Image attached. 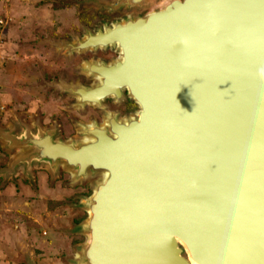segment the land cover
I'll return each mask as SVG.
<instances>
[{
    "label": "water",
    "instance_id": "water-1",
    "mask_svg": "<svg viewBox=\"0 0 264 264\" xmlns=\"http://www.w3.org/2000/svg\"><path fill=\"white\" fill-rule=\"evenodd\" d=\"M78 41L120 56L92 87L59 86L77 105L127 89L138 107L82 126L86 141L39 130L24 152L108 174L85 200L79 264H264V0H164Z\"/></svg>",
    "mask_w": 264,
    "mask_h": 264
},
{
    "label": "rangeland",
    "instance_id": "rangeland-1",
    "mask_svg": "<svg viewBox=\"0 0 264 264\" xmlns=\"http://www.w3.org/2000/svg\"><path fill=\"white\" fill-rule=\"evenodd\" d=\"M115 1L0 0V264H79L85 200L100 175L77 179L62 163L27 160L28 147L10 140L27 130H50L57 140L80 141L82 126L103 123L105 111L78 107L59 86L78 79L69 71L73 52L57 44L144 15L164 0L108 7ZM111 104L106 110L121 111L119 117L138 108Z\"/></svg>",
    "mask_w": 264,
    "mask_h": 264
},
{
    "label": "flooded vegetation",
    "instance_id": "flooded-vegetation-1",
    "mask_svg": "<svg viewBox=\"0 0 264 264\" xmlns=\"http://www.w3.org/2000/svg\"><path fill=\"white\" fill-rule=\"evenodd\" d=\"M108 24H111V23H108ZM103 25L104 24H102L99 27L103 28ZM99 27H97L93 31H91V30H89V31L91 33H95ZM88 29H85L86 31L84 30V33L82 34V36H80L78 38L74 37V39H72L71 41H63L66 44H75V46H73V47H69V46L63 44V46L66 47V48H64L65 50L69 51L68 49H70V48L73 49L70 51L73 53L71 54V59H69V61H70L69 66L71 67L72 70H69V69L68 70L71 71L73 74H75L76 78L78 79L77 82H75V81L73 83L68 82V83H70L68 85H81L84 87H92V86L96 85V83L99 82V78L95 77L94 75H92L88 71L93 72L96 68H98L97 66L99 64H101V63L109 64L120 56L119 49L116 46H112V45H106V46L98 45L95 48H93L91 46L79 48L78 45H80V44L77 43V41L80 39H84L86 37ZM74 57H76L75 61H73ZM71 94H73V93H71ZM73 95H74L73 96L74 99L77 102L78 101L77 96L75 94H73ZM121 102H123V106L127 107V108H131V106L133 107V104H135L137 106L135 101L129 96L127 89L123 90V95H122V98H120V100H117L115 96H107L101 100L100 105H97L94 103V104H83V105H77V106L78 107H84L83 109H85V106H88V108H92L94 110L100 109V110L105 111L106 117H105V115H103L104 116L103 122H104L105 120H107V118L109 120V118H111V117H113V118L114 117L126 118V116L119 117V114L121 113V111L109 110V111H111V112H109L108 110H106V107L112 105L111 103H113V104L119 103L120 104ZM110 114H113V115H110ZM129 116H131V115H129ZM90 123H94V122H90ZM97 125L100 126L102 124L97 123ZM28 131H29V133H28ZM37 132L34 130L33 131L27 130V131H24L23 134H25V136L32 137L33 134H37ZM23 134L20 136H23Z\"/></svg>",
    "mask_w": 264,
    "mask_h": 264
},
{
    "label": "bare ground",
    "instance_id": "bare-ground-1",
    "mask_svg": "<svg viewBox=\"0 0 264 264\" xmlns=\"http://www.w3.org/2000/svg\"><path fill=\"white\" fill-rule=\"evenodd\" d=\"M91 39V38H90ZM89 39V40H90ZM80 40H82V39H80ZM88 40V41H89ZM92 41H94V40H92ZM91 41V42H92ZM77 43H79V44H81V42H79V41H77ZM76 43V44H77ZM84 43H86V42H84ZM84 43H82V44H84ZM65 45H67V46H69L68 44H65ZM100 45V44H99ZM63 46V45H62ZM72 46H75V44H73ZM93 47V48H95V47H97L98 45H95V47H94V45H89L88 47ZM101 46H103V45H101ZM88 71V70H87ZM100 70H99V68H96L93 72H91V71H88V72H90L92 75H94L95 77H98L99 78V81H100V76L97 74L98 72H99ZM110 86H113L112 85V82L110 83ZM77 96V95H76ZM108 96H114L112 93H110V95H108ZM88 96H86V97H84V100L87 102L86 104H94V101L93 100H91L90 98L89 99H86ZM78 99H80L81 97H77ZM110 115H113V114H110ZM118 120H125L126 118H117ZM107 120H108V118H107ZM107 120H105L103 123H102V125H100V126H106L107 125ZM93 125V123H88L87 125H86V127H88V126H90V127H88L89 129H91V126ZM91 131V130H90ZM95 131H91V133H94ZM28 133H29V131H28ZM31 133V132H30ZM84 137H83V140H89L90 139V137H87L86 135H87V133L85 134L84 133ZM33 136H34V138H36V137H38V136H36V134H33ZM23 137H25V134H23V136H17L16 138H15V136L13 137H11V139L13 140V143L15 144V143H17L16 145H18L19 147H32V145L33 144H38L37 143V140H34V139H32L31 137H29V136H27L28 138H23ZM40 142H44V141H40ZM39 144H41V143H39ZM44 144H46V148L47 149H49V148H53V147H49V144H48V141H45L44 142ZM53 150H56V148H54ZM52 150V151H53ZM51 151V152H52ZM26 156V158L28 159V156L27 155H25ZM36 159V158H35ZM46 161V160H45ZM48 162V161H47ZM70 166H73V165H70ZM86 166L87 167H90V164L89 163H87L86 164ZM74 167L75 168H77V167H79L78 166V162L76 163V164H74ZM68 169H70V170H73V171H75V172H78V176H80L83 172H82V170H80V171H78V170H76V169H71V168H68ZM72 173H74V172H72ZM108 176V174L104 171V173H101V177H100V179L102 180V179H105V177H107ZM178 239V242H179V238H177Z\"/></svg>",
    "mask_w": 264,
    "mask_h": 264
},
{
    "label": "built area",
    "instance_id": "built-area-1",
    "mask_svg": "<svg viewBox=\"0 0 264 264\" xmlns=\"http://www.w3.org/2000/svg\"><path fill=\"white\" fill-rule=\"evenodd\" d=\"M2 22V20H0V23Z\"/></svg>",
    "mask_w": 264,
    "mask_h": 264
}]
</instances>
